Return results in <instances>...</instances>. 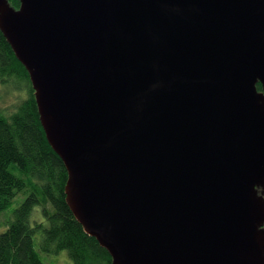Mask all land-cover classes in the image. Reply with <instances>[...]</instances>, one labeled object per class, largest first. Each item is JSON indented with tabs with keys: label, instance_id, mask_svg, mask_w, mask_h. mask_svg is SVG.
Here are the masks:
<instances>
[{
	"label": "water",
	"instance_id": "water-1",
	"mask_svg": "<svg viewBox=\"0 0 264 264\" xmlns=\"http://www.w3.org/2000/svg\"><path fill=\"white\" fill-rule=\"evenodd\" d=\"M20 3L0 29L112 264H264V0Z\"/></svg>",
	"mask_w": 264,
	"mask_h": 264
},
{
	"label": "trees",
	"instance_id": "trees-1",
	"mask_svg": "<svg viewBox=\"0 0 264 264\" xmlns=\"http://www.w3.org/2000/svg\"><path fill=\"white\" fill-rule=\"evenodd\" d=\"M8 1L20 8V0ZM0 85L20 96L10 115L0 112V216L19 194L28 195L0 235V264H47L35 246L39 231L44 254L73 264H112L109 253L85 233L67 205L68 171L47 140L29 73L1 29Z\"/></svg>",
	"mask_w": 264,
	"mask_h": 264
},
{
	"label": "rangeland",
	"instance_id": "rangeland-1",
	"mask_svg": "<svg viewBox=\"0 0 264 264\" xmlns=\"http://www.w3.org/2000/svg\"><path fill=\"white\" fill-rule=\"evenodd\" d=\"M19 99H20V96H18L17 94L14 95V93L12 92L8 93V91L0 85V112L1 113H3L6 116L10 115L13 112L16 102ZM27 197H28L27 194H24V193L19 194L15 198L13 204L1 214L0 216V235L6 231L7 226H8V221L12 220V214L14 210L17 209ZM40 221H41V217L39 215V222ZM42 235H43L42 231H39L35 235V246H36L37 251L40 253V256L44 262H46L47 264H73L67 258L65 259L61 256H58V255L56 256L53 254H50V255H48L47 253L44 254L40 250L41 249L40 242L42 239ZM60 254L62 255L64 254L68 256L67 252H64V251H62Z\"/></svg>",
	"mask_w": 264,
	"mask_h": 264
}]
</instances>
